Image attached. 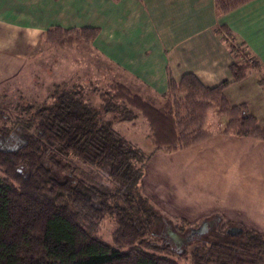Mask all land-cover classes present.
I'll return each instance as SVG.
<instances>
[{
	"label": "trees",
	"instance_id": "obj_1",
	"mask_svg": "<svg viewBox=\"0 0 264 264\" xmlns=\"http://www.w3.org/2000/svg\"><path fill=\"white\" fill-rule=\"evenodd\" d=\"M247 1L214 0L215 10L223 14ZM98 30L55 25L45 34L51 44L66 45L90 43ZM215 30L233 56V82L262 70L231 30ZM75 77L81 81L69 84V76L46 96L0 103V264H180V257L190 264H264L263 233L235 223L242 232L231 239L225 231L234 223L211 215L214 231L191 236L193 226L184 219L176 223L141 186L144 166L157 151L201 140L205 104L226 116L223 132L264 140V122L244 103L228 102L227 80L206 86L193 73L178 81L168 76L161 103L154 105L120 82ZM86 78L99 108L88 104ZM259 85L264 90V73ZM138 118L148 128V152L114 127ZM71 159L104 171L105 183L77 176ZM64 172L69 176L59 175ZM106 218L114 225L111 243L98 234ZM167 229L188 233L185 244L177 248Z\"/></svg>",
	"mask_w": 264,
	"mask_h": 264
},
{
	"label": "crops",
	"instance_id": "obj_2",
	"mask_svg": "<svg viewBox=\"0 0 264 264\" xmlns=\"http://www.w3.org/2000/svg\"><path fill=\"white\" fill-rule=\"evenodd\" d=\"M55 25L99 30L90 43L55 45L45 34ZM218 26L227 27L247 46L261 64V71L250 70L242 80L233 82V56L216 32ZM55 56L58 70L67 77L76 72L75 76L88 75L99 82L114 80L154 105L161 103L168 76L178 81L183 74L193 73L206 86L227 80L224 93L228 102L244 103L264 122V90L259 85L264 73V0H249L223 14L215 10L214 0H0V89L28 77L38 63L48 68L47 63ZM6 95L3 92L0 96ZM221 119L203 138L212 144H208L212 152L197 159L189 151H157L162 158H155L150 172L156 175L173 163V167L193 175L196 169L191 171L190 163L197 159L202 172L193 176H203L199 180L206 195L214 191L223 198L226 192L241 191L247 184L264 186V167H260L261 172L257 169V162L264 163L263 155L257 157L259 150L264 153V141L222 134L226 118ZM239 146L250 151L239 152ZM227 149L239 154L238 159L245 156L242 153L248 154V162H235L237 157L232 153L228 159L219 158ZM169 155L171 163L164 157ZM151 158L144 166L142 188ZM213 169H217V180L208 177Z\"/></svg>",
	"mask_w": 264,
	"mask_h": 264
},
{
	"label": "rangeland",
	"instance_id": "obj_3",
	"mask_svg": "<svg viewBox=\"0 0 264 264\" xmlns=\"http://www.w3.org/2000/svg\"><path fill=\"white\" fill-rule=\"evenodd\" d=\"M237 43L240 44L241 42L237 40ZM249 55L250 57L254 58L252 56V53H249ZM56 58V56L53 57L51 61L47 63V65L49 66L48 68L43 67L41 63H38L34 66L32 73H30L28 77H24L23 79L16 81L10 87H4L2 88L3 90L0 89V95L3 92L7 93L6 96H0V103L6 106H12L11 104L14 105L16 101H28L44 96L49 91V93H51L54 88V84H57L61 80H65L68 78L65 73L58 70V60ZM238 61H240V59H238ZM75 73L70 76V81H68L69 84H72L73 81H75L74 83H78V81H81V79H77L75 77ZM86 80L87 78L82 83L85 84V93L87 94L88 104L94 108H99L101 102L98 96L91 92V87L90 85H88ZM16 88L18 93L16 92ZM141 97H143L144 99L146 98L143 95ZM9 103L11 104L9 105ZM247 110L249 112L248 107ZM203 111V123L199 130L202 141L200 140L199 142L189 146V148L187 147L188 149L184 148L173 151L172 154L189 151L196 154V156H198V159L200 155H205L206 153L212 152L209 150V145L212 144L205 142L206 139L203 140V138L206 136V134H209L216 129V125L220 120L224 119H221L224 115L214 107H212L210 103L205 104ZM249 113L254 115L251 112ZM224 117L226 118V116ZM257 120L259 124L263 123H261V120ZM225 122H227V120ZM114 127L143 151L148 152L151 150L152 145L148 138V128L142 118H138L134 123L127 121L117 122L114 124ZM223 127H221L220 130L222 134L230 135L233 138L238 137L237 135L223 132ZM256 139L261 140L259 138ZM227 143H229V141H227ZM238 149L240 150L239 152L243 151L248 153L250 151L249 148H242L241 146H239L237 150ZM231 153L234 158L237 157V160H234L235 162H239V160L244 164L248 162V160L245 159V157L247 158L248 154L242 153L245 156L240 155L238 159L237 155L239 154L235 155L233 153V150L231 149H227L226 153L224 154H219V158L228 159ZM261 155H263L264 157V153L262 152V150H259L257 153V157H260ZM158 157L162 158V153H156V155L151 158L150 162L146 166L147 170L146 175L143 177L142 190L158 207H160L163 211L167 212L171 217H173L176 223H180L181 219H184L194 228L202 224V222L204 221V217H209L208 219L210 220L213 217L211 215H219L221 217V222L223 220H229L234 223V225L231 226H238L235 225V223L240 225H247L264 234V186L247 184L243 186L244 188L241 191L234 189L231 192H226L223 198L219 197L223 199L220 200L218 196H216L214 191H211V193H209L208 195H206L205 192L201 191L202 182L199 179L203 178V176H193L194 174L202 172L200 161L197 162L196 159L193 160L194 162L192 161V163H190L192 164L190 170H196L195 172H193V175H187L181 168L173 167V163H171L173 161L172 155L164 156L165 158L167 157V162L171 164H166L165 167L161 169V171H159L156 175H153L150 172L151 164L155 161V158L158 159ZM216 158L217 157L215 156L214 159L216 160ZM202 160L204 159L202 158ZM71 162L72 164H74L73 166L77 167V170L75 172L77 176L85 175L97 184L105 183L104 171L92 168L89 165H85L76 159H71ZM197 165L199 166V168ZM257 167L258 171H260V167H264V163L260 164L259 162H257ZM236 170H239L238 167H236ZM216 173L217 169H213L212 175H209L208 177L211 176L210 179L217 180L218 177L216 176ZM247 173L248 172H246L245 174L247 175ZM59 175L61 177L69 176L66 175L65 172L60 173ZM229 193L233 194L230 195ZM249 196H253V198L249 200ZM248 203H252V206L247 207L246 205ZM215 221L216 220L212 221L213 223L211 226L207 225V230L204 234H208L211 231H214L215 227L213 225H215ZM113 229L114 225L112 221L106 218L101 221L98 234L105 242L111 243V232ZM187 235L188 233L181 236L183 242H186ZM237 235L228 236L231 239H238ZM191 236H194V234ZM178 262L180 264H190L188 258L186 259L184 257L178 258Z\"/></svg>",
	"mask_w": 264,
	"mask_h": 264
},
{
	"label": "water",
	"instance_id": "obj_4",
	"mask_svg": "<svg viewBox=\"0 0 264 264\" xmlns=\"http://www.w3.org/2000/svg\"><path fill=\"white\" fill-rule=\"evenodd\" d=\"M207 222H202V224L200 226H198L197 228H193L191 229V234L190 235H202L205 233V231L207 230ZM226 234L228 235H237L240 234L242 232V228L239 226H231L229 228L226 229ZM167 235L169 236V238L171 239L172 243L178 248L181 247L183 244H185V242H183L182 237L177 234L176 232H174L173 230H167Z\"/></svg>",
	"mask_w": 264,
	"mask_h": 264
},
{
	"label": "flooded vegetation",
	"instance_id": "obj_5",
	"mask_svg": "<svg viewBox=\"0 0 264 264\" xmlns=\"http://www.w3.org/2000/svg\"><path fill=\"white\" fill-rule=\"evenodd\" d=\"M203 222H207V223H208V226H211L212 223H213V222H212L211 220H209V219H208V220H205V219H204ZM200 224H201V223H200ZM199 226H200V225H199ZM230 227H231V226H230ZM194 228H197V227H194Z\"/></svg>",
	"mask_w": 264,
	"mask_h": 264
}]
</instances>
